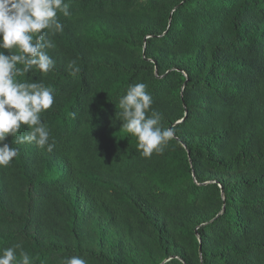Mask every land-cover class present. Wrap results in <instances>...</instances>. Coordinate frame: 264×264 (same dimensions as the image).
Returning a JSON list of instances; mask_svg holds the SVG:
<instances>
[{
	"label": "trees",
	"instance_id": "obj_1",
	"mask_svg": "<svg viewBox=\"0 0 264 264\" xmlns=\"http://www.w3.org/2000/svg\"><path fill=\"white\" fill-rule=\"evenodd\" d=\"M65 2L54 68L18 77L54 89L41 118L56 147L6 138L19 155L0 167V250L22 243L34 264H264V0ZM135 83L175 133L150 157L117 115Z\"/></svg>",
	"mask_w": 264,
	"mask_h": 264
},
{
	"label": "clouds",
	"instance_id": "obj_2",
	"mask_svg": "<svg viewBox=\"0 0 264 264\" xmlns=\"http://www.w3.org/2000/svg\"><path fill=\"white\" fill-rule=\"evenodd\" d=\"M58 13L69 16L65 0H0V167L8 166L19 155V149L5 143L11 135L16 144H35L52 152L56 145L50 142V129L41 114L54 104V89L42 82H27L23 77L33 68L47 74L55 65L48 49L55 44L49 35L63 31ZM44 30H47L45 32ZM15 49V52L11 50ZM70 62L71 75L80 71ZM19 66V67H18ZM145 83L131 84L119 99L122 129L137 140V151L144 157L161 153L171 139L174 129L164 127L162 116L151 108V95ZM26 134L17 136L21 126ZM22 243L0 250V264H34ZM60 264H87L77 255L64 257Z\"/></svg>",
	"mask_w": 264,
	"mask_h": 264
},
{
	"label": "rangeland",
	"instance_id": "obj_3",
	"mask_svg": "<svg viewBox=\"0 0 264 264\" xmlns=\"http://www.w3.org/2000/svg\"><path fill=\"white\" fill-rule=\"evenodd\" d=\"M171 66L180 68L183 71H186L188 69L187 64L183 60H181L179 58H177L171 64ZM205 143L208 144L209 141L205 140ZM212 178L214 180H216V181H219L220 183H229L230 185H234L239 180V179L231 177L230 175H220V174L212 175ZM155 216H156L155 214H151V218L154 221H156V217ZM165 245H166V247L170 250V252L173 255H177V256L181 255V252L174 246V244L170 240L165 239Z\"/></svg>",
	"mask_w": 264,
	"mask_h": 264
}]
</instances>
